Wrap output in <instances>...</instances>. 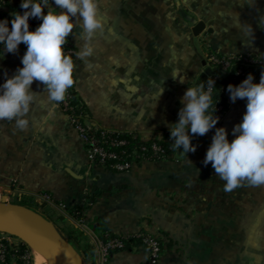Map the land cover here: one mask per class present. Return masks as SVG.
Listing matches in <instances>:
<instances>
[{
	"label": "crops",
	"instance_id": "crops-1",
	"mask_svg": "<svg viewBox=\"0 0 264 264\" xmlns=\"http://www.w3.org/2000/svg\"><path fill=\"white\" fill-rule=\"evenodd\" d=\"M8 1L3 14L23 11L20 0ZM100 16L103 27L90 42L94 54L77 56L74 64L78 97L92 123L143 141L178 120L206 50L264 61V0H100ZM80 32L76 27L68 37L77 53L85 43ZM25 50L20 45L0 59V83L5 70L11 76L22 66ZM31 90L26 130L0 120L2 202L33 199L60 231L77 238L88 264H101L95 245L101 235L141 232L172 243L160 264H264V185L224 190L211 163L203 164L214 129L193 137L195 152L176 150L172 160L116 173L90 167L79 133L45 86L34 81ZM227 107L219 127L231 141L245 100L233 103L228 94ZM92 196L78 222L73 210L84 209ZM146 259L140 248L115 254L111 264Z\"/></svg>",
	"mask_w": 264,
	"mask_h": 264
},
{
	"label": "clouds",
	"instance_id": "clouds-1",
	"mask_svg": "<svg viewBox=\"0 0 264 264\" xmlns=\"http://www.w3.org/2000/svg\"><path fill=\"white\" fill-rule=\"evenodd\" d=\"M19 8L23 11L12 12L10 19H0V59L5 54L17 53L21 44L26 46L20 57L22 66L11 76L4 71L0 83V120L14 121L18 129L26 130L27 114L34 99L33 82L45 86L50 100L63 101L75 83L74 61L63 46L74 28L80 27V38L85 43L77 56L81 59L92 56L94 48L90 42L102 29L103 21L100 0H20ZM77 17L82 23L75 22ZM30 19L40 21L34 30H30ZM172 77L175 79L176 75ZM214 89L213 79L186 89L178 120L170 126L174 149L186 155L195 152L193 137L214 129L203 164L211 163L216 175L225 182L224 190L231 192L243 183L264 185V71L258 82L248 73L239 84L227 85L226 91L233 103L245 100V111L241 121L233 126L231 141L225 127H216L219 117L214 115Z\"/></svg>",
	"mask_w": 264,
	"mask_h": 264
},
{
	"label": "built area",
	"instance_id": "built-area-1",
	"mask_svg": "<svg viewBox=\"0 0 264 264\" xmlns=\"http://www.w3.org/2000/svg\"><path fill=\"white\" fill-rule=\"evenodd\" d=\"M8 2V0H0V19H3L4 14L2 11L7 9ZM29 24L32 25L33 21H29ZM67 41L68 42L63 46L64 51L66 54L72 56L75 64L77 59V50L68 38ZM21 46L26 49L25 45L21 44ZM235 57H220V55L206 50L201 75H205L207 77V80L213 79L215 81L216 76L210 74L211 66L220 65L223 70H226L229 67V60L234 59ZM245 57L253 64L261 63L259 59H257V57L254 58V56L251 55H245ZM73 76L75 80L74 85L67 90V92L65 93L64 100L61 102H57V104L67 115L73 127L79 133L87 151L89 166H99L102 168L108 167L116 172L125 173L131 171L134 167L137 166L138 163L143 164L148 162L149 159L145 158V156L138 155L136 150L133 152V154L126 156H123L124 153H117L111 151L110 148L124 147L127 145L126 141L119 140L121 136L127 134L110 129L101 128L92 123V120L89 118L88 112L83 102L79 99L77 94V80L74 73V68ZM243 76L244 73L242 71H238L236 73V76L228 84H239L244 79ZM228 94L229 93L227 92V95ZM216 109L219 112L222 110V107H218ZM216 127L219 126L217 125ZM128 135L131 136L133 139L139 138L136 134L130 133ZM158 137L161 138V135H158ZM139 142L142 143L144 141L140 140ZM142 150L146 151L145 148H142ZM152 151L154 152L153 155L155 156L158 152L161 151V147L154 144L152 146ZM62 208L65 209V206H62ZM73 216L78 222H83V220L81 219V213L76 212ZM130 236H137L142 238V248L147 251V259L145 264H160L164 253L160 247L158 238L151 234L145 233L125 234L123 236H118L115 239H109L106 242H103L101 238L97 239L95 245L97 254H99V257L101 258V264H110V251L116 248L123 247V243L119 238H129ZM106 237H108V235H106ZM4 242L7 243L11 249L14 250H17L20 243H22H17L11 240L0 241V263L2 264L6 263V246ZM19 259L22 264H32V259L29 252L21 255Z\"/></svg>",
	"mask_w": 264,
	"mask_h": 264
},
{
	"label": "trees",
	"instance_id": "trees-1",
	"mask_svg": "<svg viewBox=\"0 0 264 264\" xmlns=\"http://www.w3.org/2000/svg\"><path fill=\"white\" fill-rule=\"evenodd\" d=\"M4 18L10 19L11 14H4L3 19ZM30 21H33V24L30 25V30H34L35 27L38 26V24L40 23L39 21L35 19H30ZM220 57L222 56L220 55ZM259 61L261 63L253 64L248 59H246L245 55H242V56H236L234 59L229 60V67L226 70H223V68L220 65L211 66L210 74L216 76L215 89L213 90V93H214L213 105H215V109L218 107H222L221 111L218 112L216 109L214 113L215 116L219 117V120L217 123L218 126H220L221 121L228 109L226 86L236 76V73L238 71H242L244 73V76H243L244 79L246 78L248 73H252L256 78V82H258L261 72L264 71V61L260 59ZM204 81H207V77L205 75H201L199 79L197 80L196 84H199ZM159 135H161V138H159L158 135H156L152 140L144 141L140 143L139 141L142 139H140L139 136H138L139 137L138 139H133L131 136L127 134L119 138V140H124L127 142L126 146L110 148V149L111 151H114L117 153H124L123 156L133 154V152L136 150L138 155L145 156V158H148L149 159L148 162H160V161H168V160L174 159L176 149H174L172 145L174 141L170 138V131H164L160 133ZM154 144L161 147V151L158 152L157 155L155 156L153 155L154 152L152 151V146ZM142 148H145L146 151H143ZM140 165L142 164L141 163L137 164V166H140ZM106 169L116 172L108 167H106ZM116 173H119V172H116ZM95 198L96 197L94 196L88 197V202L84 209L78 208V209H74L73 211L75 212L77 211L81 213L82 215L84 211L89 209V206H90L89 204L94 202ZM16 204L30 208V209H34L35 201L33 199H29L28 201H22ZM141 233L149 234L147 232H141ZM106 235H108V237H106ZM65 236L71 239L72 241H74L75 243H77V247L79 249V243H78L79 241H77L76 237L73 238L66 234ZM116 237L118 236L112 235V234H104L100 236L103 242H106L109 239H115ZM157 238H158V241H159V244H160V247L163 253L171 248L172 243L170 241L166 240L165 238H161V237H157ZM119 239L122 241L123 247L116 248L110 251L111 253L109 257L110 264L115 254L120 253V252H134L142 248V245H143L141 237L130 236L129 238L120 237ZM5 246H6V263L4 264H9L12 259H14L18 264H22L19 257L29 252L28 247L23 243H20L17 250L11 249L7 243H5ZM83 256L85 259V263L88 264L85 255Z\"/></svg>",
	"mask_w": 264,
	"mask_h": 264
},
{
	"label": "water",
	"instance_id": "water-1",
	"mask_svg": "<svg viewBox=\"0 0 264 264\" xmlns=\"http://www.w3.org/2000/svg\"><path fill=\"white\" fill-rule=\"evenodd\" d=\"M11 205L32 213L38 224L0 223V233L14 237L26 245H38L52 260L86 264L80 250L47 218L40 216L30 208L17 204L1 202L0 206Z\"/></svg>",
	"mask_w": 264,
	"mask_h": 264
},
{
	"label": "bare ground",
	"instance_id": "bare-ground-1",
	"mask_svg": "<svg viewBox=\"0 0 264 264\" xmlns=\"http://www.w3.org/2000/svg\"><path fill=\"white\" fill-rule=\"evenodd\" d=\"M2 222L11 225L38 224L31 212L11 205L0 206V223ZM30 248L35 252V263L33 256L34 264H71L52 260L38 245H30Z\"/></svg>",
	"mask_w": 264,
	"mask_h": 264
},
{
	"label": "rangeland",
	"instance_id": "rangeland-1",
	"mask_svg": "<svg viewBox=\"0 0 264 264\" xmlns=\"http://www.w3.org/2000/svg\"><path fill=\"white\" fill-rule=\"evenodd\" d=\"M2 202V200L0 199V203ZM33 211H35V212H37L40 216H43L44 218H47V215L44 213V212H42L40 209H39V207H37V206H34V209H32ZM64 235L66 234V233H64L63 231H61ZM67 235V234H66ZM68 238V237H67ZM69 239V238H68ZM7 240H11V241H14V242H21V241H19L18 239H16V238H14V237H10V236H8V235H5V234H1L0 233V241H7ZM76 247H77V243H75L74 241H72L71 239H69ZM26 245V244H25ZM27 247H28V249H29V253H30V255H31V259H32V264H34L35 263V252L30 248V246L29 245H26ZM78 248V247H77ZM33 256H34V263H33Z\"/></svg>",
	"mask_w": 264,
	"mask_h": 264
}]
</instances>
